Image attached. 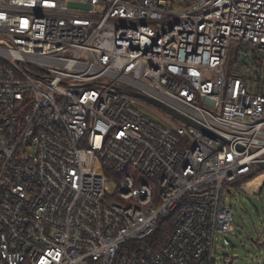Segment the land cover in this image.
Segmentation results:
<instances>
[{
	"label": "built area",
	"instance_id": "obj_1",
	"mask_svg": "<svg viewBox=\"0 0 264 264\" xmlns=\"http://www.w3.org/2000/svg\"><path fill=\"white\" fill-rule=\"evenodd\" d=\"M258 163L264 0H0V264H215Z\"/></svg>",
	"mask_w": 264,
	"mask_h": 264
},
{
	"label": "rangeland",
	"instance_id": "obj_2",
	"mask_svg": "<svg viewBox=\"0 0 264 264\" xmlns=\"http://www.w3.org/2000/svg\"><path fill=\"white\" fill-rule=\"evenodd\" d=\"M242 61L237 64L239 67ZM228 73V68H227ZM142 107L157 120L163 111L150 104ZM233 187L227 203L233 209V223L229 235H218L214 246L215 264H224L226 257L233 264H264V171H258Z\"/></svg>",
	"mask_w": 264,
	"mask_h": 264
},
{
	"label": "water",
	"instance_id": "obj_3",
	"mask_svg": "<svg viewBox=\"0 0 264 264\" xmlns=\"http://www.w3.org/2000/svg\"><path fill=\"white\" fill-rule=\"evenodd\" d=\"M90 86H94V85L92 84ZM114 89L117 90L118 92L125 93L127 95L132 96V97H136V98L145 100V101H147V102H149V103L157 106L158 108H160L161 110H163L164 112H166L167 114H169L170 116H172L173 118H175V119H177V120H179V121H181V122H183V123H185L187 125H191V126L197 128V129L201 130V131H204V132L208 133V131L205 130L204 128H202L201 126H199V125H197L195 123H192L191 121L185 119L184 117H182L181 115H179L178 113H176L174 110L166 107L165 105H163V104H161L159 102H156V101H154L152 99L146 98V97H144V96H142L140 94L134 93V92L124 91V90H122L120 88H117V87H115ZM257 170L258 171H264V163H258L257 164Z\"/></svg>",
	"mask_w": 264,
	"mask_h": 264
},
{
	"label": "trees",
	"instance_id": "obj_4",
	"mask_svg": "<svg viewBox=\"0 0 264 264\" xmlns=\"http://www.w3.org/2000/svg\"><path fill=\"white\" fill-rule=\"evenodd\" d=\"M238 63H239V61H238V51H237V49L234 48L233 51H232V53H231L229 62H228V73L229 74L232 73V67L235 64H238ZM256 172H254L248 178L252 177L254 174H256ZM157 236L160 237L164 241V240H166L168 238V233L163 232V230L161 229L160 232H158Z\"/></svg>",
	"mask_w": 264,
	"mask_h": 264
}]
</instances>
